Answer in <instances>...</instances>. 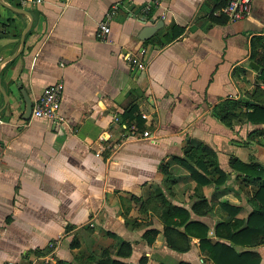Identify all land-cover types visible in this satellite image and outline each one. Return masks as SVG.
<instances>
[{"label": "crops", "instance_id": "crops-1", "mask_svg": "<svg viewBox=\"0 0 264 264\" xmlns=\"http://www.w3.org/2000/svg\"><path fill=\"white\" fill-rule=\"evenodd\" d=\"M145 1L0 0V264H214L185 234L189 222L212 245L256 252L264 264V245L232 244L221 227L253 212L254 182L230 162L253 156L264 165V132L248 137L264 124L240 115L226 127L215 116L227 101L238 113L264 105V0L234 22L223 0H161L144 14ZM113 8L103 40L99 23ZM140 20L164 25L143 41ZM57 82L62 120H24L21 91L34 104ZM203 148L223 183L214 167L200 183L179 162ZM177 208L188 222L176 225ZM122 243L128 256L117 254Z\"/></svg>", "mask_w": 264, "mask_h": 264}, {"label": "trees", "instance_id": "trees-1", "mask_svg": "<svg viewBox=\"0 0 264 264\" xmlns=\"http://www.w3.org/2000/svg\"><path fill=\"white\" fill-rule=\"evenodd\" d=\"M224 2V0H223ZM225 4V2H224ZM224 6V5H223ZM223 8V7H222ZM222 10V9H221ZM261 77L264 79V69L261 71ZM247 109H250V112L242 111L238 113L237 103L235 102H224L219 104L216 107V118L226 127H232L234 119L239 120L240 115L242 119L249 121L254 124H264V105L263 103H258L250 105L249 103L243 104ZM135 106L126 108L124 113V118L126 120L133 119V113L135 111ZM239 118V119H238ZM139 121L138 117L136 118ZM264 130H256L249 134V138L254 136L256 133ZM206 151V154L202 157L197 158L196 151H186L185 158L179 159V162L190 172L192 178L200 183L209 182L204 179V175L200 173L203 171L205 174H208V168L214 167L213 172H209L212 175V179L216 184H221L224 182L226 177L225 173L220 170L216 155L213 151L208 148H203ZM193 163V164H190ZM230 167L238 172L244 177L245 180L249 179L254 182L255 190L253 192V212L249 215L247 223L244 221L235 220L234 224L229 227L227 224H222V228L226 227L229 231L227 239L231 241L232 244H241L250 248L264 245V165L256 161L253 156L250 157L248 163H243L237 159H232L230 162ZM218 174L217 178H214V175ZM203 204V203H202ZM226 207L229 205L225 202ZM237 209V208H235ZM203 213H208L204 211ZM175 216L181 217L180 222L176 225H181L188 222V213L186 210L177 208L175 210ZM238 224V225H237ZM175 225V226H176ZM236 225V226H235ZM208 230L204 228L199 223L189 222L186 225L185 234L192 235L200 239V245L203 247L206 246L209 250V257L212 259L214 264H259L261 261L260 256L253 251H244L236 252L233 247L230 245L221 244L216 242L211 244L207 240ZM149 233V232H148ZM150 232L149 234H152ZM155 233V232H154ZM179 236L185 237L183 234ZM169 245L172 248H177L174 244L169 242ZM50 252H51V248ZM120 256H128L130 254V246L127 243H122L119 246L117 252ZM145 259H142L141 262L144 264ZM57 264H72L63 261L57 262ZM97 264H124L119 261H100ZM185 264V263H180Z\"/></svg>", "mask_w": 264, "mask_h": 264}, {"label": "built area", "instance_id": "built-area-1", "mask_svg": "<svg viewBox=\"0 0 264 264\" xmlns=\"http://www.w3.org/2000/svg\"><path fill=\"white\" fill-rule=\"evenodd\" d=\"M40 0H36L39 3ZM225 4L221 10L222 14L227 18L228 21L234 22L241 20L248 16L251 11L253 0H224ZM161 0H146L141 11L144 14H148L152 10L161 8ZM116 9L113 8L106 14L103 21L99 23V34L104 40L109 33V20L115 14ZM164 17L163 14H161ZM145 52L144 49L140 51L141 54ZM131 63L140 70L145 68V63L138 57H133ZM64 86L62 83L57 82L47 86L40 98L33 104L32 116L36 118H45L52 120L53 122H59L62 118L58 115V108L61 100L62 91ZM149 133L144 132L143 137H148ZM57 245L56 241L49 243L51 250L55 249Z\"/></svg>", "mask_w": 264, "mask_h": 264}, {"label": "water", "instance_id": "water-1", "mask_svg": "<svg viewBox=\"0 0 264 264\" xmlns=\"http://www.w3.org/2000/svg\"><path fill=\"white\" fill-rule=\"evenodd\" d=\"M148 21L146 20H140L139 23H141L144 28L142 29V31L140 32V36L139 38L141 40H148L149 38H151L160 28L161 26L164 25V22H157L154 26H149L146 25ZM251 67L254 66L253 63L250 64ZM255 69H258L257 66H254ZM21 94L23 95V98L25 100V111H24V116L23 119L24 120H29L30 117L32 116V107H33V102L32 100L27 96V94L24 91H21Z\"/></svg>", "mask_w": 264, "mask_h": 264}]
</instances>
